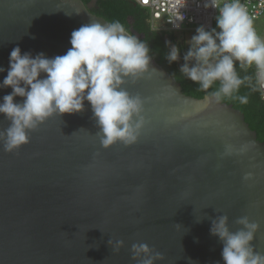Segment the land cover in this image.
Returning <instances> with one entry per match:
<instances>
[{"label":"water","instance_id":"obj_1","mask_svg":"<svg viewBox=\"0 0 264 264\" xmlns=\"http://www.w3.org/2000/svg\"><path fill=\"white\" fill-rule=\"evenodd\" d=\"M95 2L0 0V83L14 47L54 58L80 26L108 22L90 11ZM124 87L144 100L133 145L103 149L85 101L80 113L47 119L18 151L0 146V264H136L130 249L141 242L163 254L156 264H224L210 234L219 215L233 232L239 217L258 223L253 245L264 253V142L244 114L186 95L154 58ZM11 91L0 89V102ZM9 123L0 115V131ZM110 238L124 241L118 253Z\"/></svg>","mask_w":264,"mask_h":264},{"label":"clouds","instance_id":"obj_2","mask_svg":"<svg viewBox=\"0 0 264 264\" xmlns=\"http://www.w3.org/2000/svg\"><path fill=\"white\" fill-rule=\"evenodd\" d=\"M207 6L217 9L215 27H197L183 55L176 44L166 40L165 59L170 65L182 59L179 72L197 84L212 103L228 99L246 105L249 95L240 94L242 88L264 99V38L257 34L246 8L240 0H210ZM70 44L64 55L54 58L44 53L35 57L22 54L19 46L10 52L7 75L0 83V89L12 90L0 102V115L10 122L0 131V146L6 153L27 145L29 133L53 115L82 112L85 101L91 105L103 149L138 142L146 123L144 100L124 86L149 71L152 57L148 44L118 20H92L82 25L71 33ZM151 70L157 71L155 67ZM4 71L0 67V73ZM16 97L23 102H14ZM227 154H231L230 147ZM244 179H249V174ZM235 223L239 227L233 232L226 215L211 222L210 234L222 244L224 264H264V253L253 245L260 225L247 216ZM108 244L115 253L124 247L123 240L110 238ZM130 251L136 264H156L164 259L143 242L133 243Z\"/></svg>","mask_w":264,"mask_h":264},{"label":"trees","instance_id":"obj_3","mask_svg":"<svg viewBox=\"0 0 264 264\" xmlns=\"http://www.w3.org/2000/svg\"><path fill=\"white\" fill-rule=\"evenodd\" d=\"M82 1L88 4L91 0ZM90 11L108 22L120 21L131 34L147 43L150 48V56L180 83L183 93L196 98L206 95L205 92L199 90L197 84L179 72L180 64L183 63L182 59L171 65L165 59L168 52V48L165 46L166 40L176 44L181 55L187 51L188 47L177 41L175 34L171 32L152 31L149 27L147 11L144 8L134 4L131 0H96ZM240 94L249 95V102L246 105L228 99L223 102L232 104L234 108L240 110L250 129L256 132L258 140L264 142V102L259 93H250L246 88H242Z\"/></svg>","mask_w":264,"mask_h":264},{"label":"built area","instance_id":"obj_4","mask_svg":"<svg viewBox=\"0 0 264 264\" xmlns=\"http://www.w3.org/2000/svg\"><path fill=\"white\" fill-rule=\"evenodd\" d=\"M144 8L148 14V23L152 31L195 32L204 25L212 28L217 9L206 4L210 0H131ZM223 0H218L222 3ZM252 21L264 15V0H240ZM264 102V99H262Z\"/></svg>","mask_w":264,"mask_h":264},{"label":"rangeland","instance_id":"obj_5","mask_svg":"<svg viewBox=\"0 0 264 264\" xmlns=\"http://www.w3.org/2000/svg\"><path fill=\"white\" fill-rule=\"evenodd\" d=\"M216 22H214L215 27ZM253 27L255 28L258 35L264 38V15L256 21H253ZM195 32H178L176 33L177 41L182 42L185 46L188 47V41Z\"/></svg>","mask_w":264,"mask_h":264}]
</instances>
